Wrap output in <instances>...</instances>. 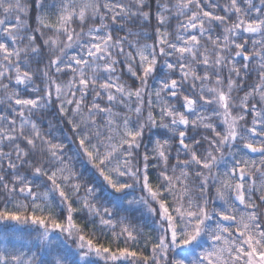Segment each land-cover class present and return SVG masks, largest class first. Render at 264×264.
I'll list each match as a JSON object with an SVG mask.
<instances>
[{"label": "snow or ice", "instance_id": "6c2138e0", "mask_svg": "<svg viewBox=\"0 0 264 264\" xmlns=\"http://www.w3.org/2000/svg\"><path fill=\"white\" fill-rule=\"evenodd\" d=\"M0 264H264V0H0Z\"/></svg>", "mask_w": 264, "mask_h": 264}, {"label": "trees", "instance_id": "16d2710c", "mask_svg": "<svg viewBox=\"0 0 264 264\" xmlns=\"http://www.w3.org/2000/svg\"><path fill=\"white\" fill-rule=\"evenodd\" d=\"M162 73H160V72H158V75H161ZM47 125H46V122H45V127H46Z\"/></svg>", "mask_w": 264, "mask_h": 264}]
</instances>
